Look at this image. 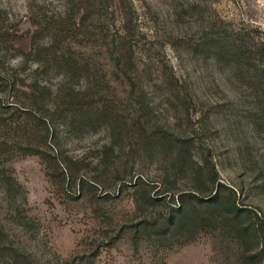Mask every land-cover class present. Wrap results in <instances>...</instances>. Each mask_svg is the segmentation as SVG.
Masks as SVG:
<instances>
[{
	"label": "rangeland",
	"instance_id": "rangeland-1",
	"mask_svg": "<svg viewBox=\"0 0 264 264\" xmlns=\"http://www.w3.org/2000/svg\"><path fill=\"white\" fill-rule=\"evenodd\" d=\"M79 2L0 0V26L14 35L10 53L0 54V98L10 106L2 117L9 120L12 108L21 106L44 118L39 128L23 118L28 125L23 134L0 126V142L7 143L0 158V264H244L228 228L180 243L173 236L148 238L142 223L172 213L169 197L176 201L178 193L201 188L209 176L196 163L209 159L237 202L260 214L257 219L248 213L244 222L264 227V95L252 93L253 70L241 75L235 64L211 57L207 46H195L210 20L264 43V0H131L137 29L134 65L126 73L100 41L83 44L79 38L61 45L74 47L91 66L74 78L45 68L38 63L42 57L22 55L32 50L43 19L58 25ZM106 2L109 12L102 22L91 18V25L115 34L121 29L120 5ZM54 36L44 32L40 46ZM174 77L192 97L189 111L171 85ZM11 82L15 91L4 87ZM32 92L44 96L34 101ZM144 93L150 108L140 111L132 104ZM76 98L93 111L111 103L117 116L77 112L81 117L73 118L67 100ZM68 108L70 118H62ZM141 116L150 132L162 128L194 140L192 159L178 162L175 147L151 146L146 139L133 147L127 130ZM46 128V149L58 156L66 174L67 162L76 163L73 178L50 177L38 156L19 151L21 145H42ZM139 180L145 186L136 185ZM251 241L247 248L254 251L259 243Z\"/></svg>",
	"mask_w": 264,
	"mask_h": 264
},
{
	"label": "trees",
	"instance_id": "trees-1",
	"mask_svg": "<svg viewBox=\"0 0 264 264\" xmlns=\"http://www.w3.org/2000/svg\"><path fill=\"white\" fill-rule=\"evenodd\" d=\"M106 1L107 0H80L78 4L72 6L68 19L58 25H56L57 23L55 22V24H52L51 21L43 19V22L39 23L41 31H36L34 35L32 50L29 54L22 52V55L24 57H36L37 59L42 57L43 60L38 63L43 64L45 68L50 66L53 68L54 66L64 71L67 77L74 78V76L81 75L87 71L89 72L91 66L80 58L79 52L76 51L74 47L61 45L63 43L66 44L68 40H78L79 38H82L83 41H80H82L83 44L100 41L107 43V50L111 54L117 55L116 61H118L119 67L123 66L126 73L134 65V40L137 29L134 23L135 9L131 0H115V2H118L120 5L122 13L121 29L115 34H113L110 27H106L105 25L96 30L95 25H91V18H95L101 22L103 21L104 16L110 9ZM86 2L88 3L87 7L84 5ZM79 14L80 17L77 19ZM210 22L211 24L208 30L204 32V36L200 39L201 42L195 45L198 47L197 49L207 46L206 48L211 57L224 59L230 64H235L239 67L241 75H243L244 72L253 70L254 73L252 78L249 79V83L253 90L252 93L256 94V96L264 95V43L256 42L251 39L250 33L248 32L221 27V25L219 26V22L213 20H210ZM2 26H0V54L4 51L8 54L12 50L9 42L13 40L14 35ZM46 31L54 32L55 36L49 44L40 46L39 39ZM171 81L172 87L176 90V95L182 100L186 110L189 111L193 102L192 97L186 88L180 84L179 79L174 77L171 78ZM11 85L15 91L16 84L14 82L10 84L7 83L4 87H11ZM43 96H38L33 92L31 93V99L34 101H40ZM146 96L147 94L144 93L142 100H135L132 106L138 105L137 110L140 111H144L147 107L150 108V104L146 102ZM67 102L71 108L73 118L81 117L77 112L86 117L96 115L106 118L107 115H114L118 111L117 106L115 108L111 103H105L101 108L93 111V106H82L80 100L77 98L76 102L75 99L70 103L68 100ZM8 107L10 106L5 105L0 98V126L1 128H6V130L15 129L16 132L23 134L27 132L26 129L28 128L27 124L22 123L23 118L24 120H30V123L35 120L38 124V128L39 125L42 124L40 121H44L43 117L21 106H14L15 108H12L13 112L10 114L9 118H7L9 120H6L2 115L4 110L9 109ZM61 117L70 118L69 108L68 114ZM116 119L115 117L112 118L113 123L117 125ZM138 119L139 120L133 121L131 124L132 128L129 129V131L127 130L128 133L126 132V138L132 142L133 147L140 145L142 141L146 139L147 144L151 146H156L160 143L174 151L175 147L177 152L175 160L178 162L179 157H183L184 160L192 159L194 140L175 136L173 133L165 131L162 128L150 132V129L147 127L149 123H144L142 121L143 116ZM71 122L74 123L72 118ZM45 131L46 134L44 133L43 136H40L42 145L39 144L37 146L28 147H23L21 145L18 146L19 151L26 155L38 156L43 164H45L47 170H49L50 177H63L65 180L69 175L73 178V176L78 173L77 170L72 168V165L76 163H73L71 160V164L67 162L70 174H66L65 170L61 167L59 159L57 158L58 156L50 153L48 149H46L49 148V128H46ZM6 146V142H0V158ZM196 165L199 166L200 173L204 177L206 176V170L207 178L208 176L209 178L204 180L201 188L197 190L178 193L176 195V201L175 197H169L170 203L175 205L172 209V213L165 212L155 217L154 220H146L142 223L143 229L145 231L149 230L147 232V237L150 239L152 237L166 239L168 236H173L178 239V242L183 243L195 240L201 234L210 232L221 233L228 228L230 237L240 244V261L242 263L250 264L254 261L263 262L264 227L256 229L255 224L244 222V216L248 213L249 216L253 212L239 204L236 200L235 192L220 182L217 170L211 165L209 159H207L203 165L199 163H196ZM54 166L57 168V174L53 172ZM136 185L145 186V183L139 180ZM144 189L148 191L147 186ZM226 190H230L231 192H225ZM143 194L144 197L148 196L149 198V192H143ZM162 194L165 195L164 197L170 196L169 192H163ZM148 198H145V200H148ZM157 199L159 198L155 200ZM147 205H149L148 201H146L143 206L146 207ZM253 214L255 218L261 219L257 211ZM252 238L257 239L259 243L254 251L247 248L248 245H251Z\"/></svg>",
	"mask_w": 264,
	"mask_h": 264
}]
</instances>
